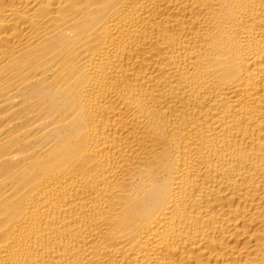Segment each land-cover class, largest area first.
<instances>
[{
	"label": "bare ground",
	"instance_id": "1",
	"mask_svg": "<svg viewBox=\"0 0 264 264\" xmlns=\"http://www.w3.org/2000/svg\"><path fill=\"white\" fill-rule=\"evenodd\" d=\"M0 264H264V0H0Z\"/></svg>",
	"mask_w": 264,
	"mask_h": 264
}]
</instances>
